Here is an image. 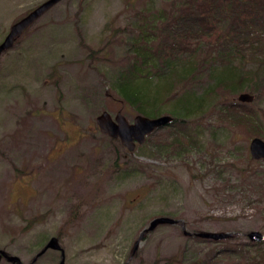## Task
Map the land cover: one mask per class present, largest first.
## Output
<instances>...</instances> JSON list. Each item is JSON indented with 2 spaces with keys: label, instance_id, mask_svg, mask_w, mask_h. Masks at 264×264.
I'll return each instance as SVG.
<instances>
[{
  "label": "rangeland",
  "instance_id": "obj_1",
  "mask_svg": "<svg viewBox=\"0 0 264 264\" xmlns=\"http://www.w3.org/2000/svg\"><path fill=\"white\" fill-rule=\"evenodd\" d=\"M45 1L0 0V43ZM177 1L61 0L0 55L2 253L21 264H59L58 251L38 256L55 238L65 264H153L179 254L203 257L249 241L250 232L264 236V207L256 204L263 176L254 175H264V166L248 151L256 136L246 126L220 123V92H207L210 66L194 84L176 85L177 96L160 113L172 117L179 96L193 86L205 93L202 105L132 152L96 124L104 111L112 118L120 111L129 123L141 115L118 98L112 82L137 40L160 38L152 26H162ZM201 50L200 57L207 54ZM252 95L245 105L260 119L264 140V95ZM236 97L226 103H238ZM158 217L179 223L159 225L138 242ZM183 230L241 239L199 242ZM0 264L15 263L0 255Z\"/></svg>",
  "mask_w": 264,
  "mask_h": 264
},
{
  "label": "trees",
  "instance_id": "obj_2",
  "mask_svg": "<svg viewBox=\"0 0 264 264\" xmlns=\"http://www.w3.org/2000/svg\"><path fill=\"white\" fill-rule=\"evenodd\" d=\"M173 7L162 26H152V33L160 38L142 36L133 45V58L112 82L118 98L141 116L157 118L161 116L160 106L177 96V92L173 94L176 85L194 84L210 66L215 74L209 78L214 83L207 92H220V123L246 126L256 137L261 136V122L255 111L245 104L226 103V99L246 92L257 97L264 95V0H178ZM150 25L145 24V28ZM204 47L207 54L200 57ZM250 61L256 64L255 68L248 69ZM219 66L223 69L219 70ZM194 87L177 99L178 110L172 113L169 125L184 122L202 105L205 93L198 95ZM255 163L264 166V160ZM254 175L263 176L258 178L263 182L257 184L262 194L256 195V204L264 207V175L258 171ZM190 236L195 241L208 242ZM229 238L241 239L235 234ZM187 256L157 259L153 264H264V241H237L211 249L203 257Z\"/></svg>",
  "mask_w": 264,
  "mask_h": 264
},
{
  "label": "water",
  "instance_id": "obj_3",
  "mask_svg": "<svg viewBox=\"0 0 264 264\" xmlns=\"http://www.w3.org/2000/svg\"><path fill=\"white\" fill-rule=\"evenodd\" d=\"M61 0H46L38 7H36L32 12H30L26 17L22 18L20 21L11 26L8 34L4 40L0 43V55L10 49L13 45L15 38L20 36L37 18L44 14L47 10L52 8L55 4ZM254 100V96L249 93H241L236 98L235 101L241 104H250ZM172 117L168 115L160 116L157 118H147L141 115L134 117L133 122L129 123L127 119L119 111L112 118V116L104 111L96 118V124L99 131L105 134L111 139L119 140L121 145L125 147L128 151L132 152L136 145L143 144L145 138L152 134L154 131L163 128L170 124ZM250 158L253 161L264 160V140L254 137L251 139L248 147ZM179 221L169 218V217H158L153 219L149 226L142 231L139 237V241L142 240L145 233L154 230L157 226L168 224L175 225ZM183 234L190 236L193 234L187 233L183 230ZM195 236L211 240V241H221L228 239L231 234L229 233H198ZM251 242H262L264 241V236L258 232H250L247 235ZM137 242V243H138ZM58 251L61 254V260L59 264H65L64 251L55 240V238H50L45 245L44 249L38 254V256L43 255L46 251ZM0 255L3 256L8 262L15 264H21L20 259L15 256H7L0 251Z\"/></svg>",
  "mask_w": 264,
  "mask_h": 264
}]
</instances>
